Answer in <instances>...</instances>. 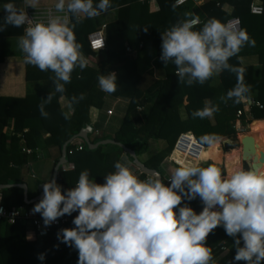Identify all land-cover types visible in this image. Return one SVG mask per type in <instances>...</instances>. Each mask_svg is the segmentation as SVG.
I'll return each mask as SVG.
<instances>
[{"label": "clouds", "instance_id": "obj_1", "mask_svg": "<svg viewBox=\"0 0 264 264\" xmlns=\"http://www.w3.org/2000/svg\"><path fill=\"white\" fill-rule=\"evenodd\" d=\"M37 4L38 0H25L28 7ZM111 7V0H99L95 6L93 0H67V4L57 0L55 4L58 12L89 19ZM2 8L4 24L26 25L18 40L25 63L54 73L55 91L64 93L73 72L88 66L69 17L32 23L14 3ZM198 24V19L186 15L166 29L161 35V61L165 66L171 62L179 83L187 86L204 85L223 70L232 71L237 82L226 96L235 104L247 103L251 89L244 82L246 69L239 54L245 46L254 47L255 40L246 30L217 18H209L199 29ZM233 57L238 58L239 66L229 63ZM116 81L115 72L97 77L100 90L108 94L117 90ZM51 99L49 94L45 103ZM83 99V94L69 99L68 111L62 112L66 120L71 118L73 104ZM38 107L46 117L43 103ZM218 111V106L205 104L191 115L206 119ZM218 139L205 134L199 142L211 147ZM113 168L103 183L90 179L89 172L83 170L75 186L66 191L55 179L43 183V197L32 209V213L41 214L45 226L78 213L73 219L75 227L57 233L61 242L78 251L77 264H212L207 237L218 226L233 238L235 261H264V171L260 168L241 167L224 176L221 168L212 164H183L175 168L168 184L158 173L141 179L121 160ZM196 197L203 203L199 213L181 206L183 199ZM39 258L43 260V254Z\"/></svg>", "mask_w": 264, "mask_h": 264}, {"label": "trees", "instance_id": "obj_2", "mask_svg": "<svg viewBox=\"0 0 264 264\" xmlns=\"http://www.w3.org/2000/svg\"><path fill=\"white\" fill-rule=\"evenodd\" d=\"M251 1L221 0L220 5L208 1L199 6L192 4L176 6L174 0H156V5L152 8L148 3L141 0H111L112 7L110 9H115L116 13L115 18L105 25L106 48L102 51L91 50L87 40V34L98 29L101 24L98 17L89 19L81 16L77 18L70 14L69 25L73 27L77 42L82 45L84 56L87 59H92V61L88 62V66L82 70L77 68L72 74L71 83L65 85V93L69 99L74 96L79 97L80 94L84 96L83 100L73 104L71 118L66 120L58 105L55 106V110L59 112L61 124L58 127L50 128V131H53V135L60 133L58 145L62 146L63 142L79 132L89 121L88 110L90 106L99 107L101 105L105 92L98 88L97 77L111 72H115L117 76V90L109 95L122 96L128 100L120 125L112 138L132 149L139 159L144 155L145 158L140 161L145 166L161 170V166L166 162L172 148L171 159L176 164H195L197 157H192L191 153L197 152L198 154H196L199 155L202 150L198 144L200 143L199 138L205 134H213L217 137L225 136L235 140L234 121L237 119V110L242 109L243 104H235L232 99L227 98L226 93L236 85V74L227 69L223 70L217 75L219 81L216 85H212L211 80L204 85L187 86L179 83L175 66L171 62L165 66L160 59L161 35L178 20H183L186 15L187 17L197 16L200 19V24L196 26L197 29L209 18H217L222 22H226L230 17L238 18L239 28L246 30L249 36L255 40L254 47L245 46L239 55L256 54L261 66V74L256 77L251 65H243L246 69L244 82L251 89L249 97L263 103L262 108L251 106L249 114L253 119L264 118V9L261 14L250 13L249 4ZM224 2L232 6L230 13L222 8ZM259 2L264 7V0H259ZM98 3L99 0H93L94 6ZM4 16L5 12L0 11V27L3 28L0 31V61L12 50L8 46L12 40L11 37L22 35L24 27L4 24ZM127 46L130 51L126 50ZM149 57L157 59L155 60L157 67L164 72L162 78H153L152 71L145 70ZM229 63L239 66L237 57L231 58ZM26 76L27 78L49 77L55 89V77L51 71L29 70ZM49 94L54 100L58 92L53 90L43 93L41 98L46 100ZM45 100L30 105L32 103L26 98L0 97V118L4 116L16 117V110L25 105L26 110L30 106H39L42 103L44 106L47 104V107H50L51 102L45 103ZM205 104L218 106L219 111L212 118H194L191 115L192 112L203 108ZM52 106L54 107V103ZM35 110L37 112L31 113V115L35 113L45 123L46 117L42 116L36 108ZM51 111L53 113L54 110ZM239 119L245 120L244 112ZM1 125L0 120V139L5 136L1 131ZM187 131L193 134L198 143L190 133H185ZM181 133H185V135L179 143L186 144L187 150H184L186 152H183L179 145L174 146ZM233 145H236V142ZM233 145L223 146V150L232 148ZM69 148H72V145L68 143L65 146L66 158L73 161L84 156H97L99 154L103 162H110L109 158L111 157L113 161L110 164L106 162L107 166H104L105 175L114 170L113 166L121 153V148L118 145H114L113 150L104 152H102L100 145L97 148H88L84 145L82 150L78 152L74 150L72 153L67 152ZM234 152H239V150L230 151L229 154ZM201 155L220 160L223 154L216 142L210 147L209 152L203 150ZM190 158L193 160H189ZM224 158L228 170L227 162H231V159H235V157L225 156ZM219 167L224 174L223 166ZM234 167L235 165L231 166L227 174ZM259 168L264 171V165H260ZM81 171L83 170L76 166L71 171L60 169L59 178L56 182L62 184L64 191H66L78 179V174ZM163 182L166 183V180ZM9 192L13 194V197L10 202H7L5 195ZM2 194L5 206H34L38 203L25 204L22 199L21 187L4 188ZM181 206L192 207L199 213L203 208V203L199 197L190 201L185 198L182 200ZM74 217L66 224L53 228L46 236H37L32 239H28L26 236L25 224L0 222V264H77L78 251L61 242L57 236L61 229L75 227L73 224ZM212 232L217 237L220 236L223 239L233 241V238L226 235L222 226H218ZM219 240L220 238H216L212 245L217 244ZM206 245L212 249V264H234L232 255L223 252L221 246L213 248L208 240ZM41 254L44 256L43 260L39 258Z\"/></svg>", "mask_w": 264, "mask_h": 264}, {"label": "crops", "instance_id": "obj_3", "mask_svg": "<svg viewBox=\"0 0 264 264\" xmlns=\"http://www.w3.org/2000/svg\"><path fill=\"white\" fill-rule=\"evenodd\" d=\"M254 1L259 2V0H254ZM8 2L14 3L18 8H22L23 10L28 8L30 11L38 14H44L46 10L50 9L52 11V15H56L60 17H64L65 15H67L69 17V23H70V13L58 12L56 10L55 4L57 3V0H38L37 7L35 8L26 6L25 0H0V11H3L2 6ZM66 4H67V0H66ZM222 8L227 13H230L232 11V6L227 2L223 3ZM115 13H116L115 9H109L106 13H101V15L98 16V19L100 20L101 24L102 23L106 24L115 18ZM232 18L233 17H230L229 19ZM98 29H95L94 31ZM90 33L87 34V38ZM20 36L11 37L12 40L8 43L9 44L8 46H10L12 50L9 55L5 56L4 59L0 61V97L20 98V99L26 98L30 103H32L30 105H35V103H39L41 100H45V98H41L43 97L42 95L43 93H48L55 89L53 88L52 82L49 79V77L27 78L26 74L29 70L37 71L39 69L37 67L25 63L24 53L20 50L18 44V40ZM240 57H242L243 59V65H251L253 68L254 75L256 77H259L261 74V66L258 62L257 55L245 54V55H241ZM87 60L88 62L92 61V59L89 58ZM155 60L157 59L153 57L151 58L149 57L145 70L152 71L153 78H162L164 76V72L162 71V69L157 67ZM218 81L219 78L216 75L211 79V84L216 85ZM68 101H69V96L65 92L58 93L57 97L54 100L51 99V106L47 107V104L44 106V111L47 113L45 123H43L40 116L35 115V113L31 115V113L37 112L35 108L40 112L38 106H30V108L26 110L25 109L26 105H25L20 109L16 110L17 111L16 117L4 116L0 118L2 124L1 131L5 135L2 137V139H0V184H10L7 187H13V186L21 187L19 185H13V183L25 184L27 198L36 199L32 203L39 202V200L42 199V198H38L40 194V191L38 189V184L52 180L55 167H57L55 180L59 178L60 169L63 171H71L74 170L76 166L81 168L82 170H87L90 174V179H93L98 183L104 182V176H105L104 166H107L106 162L108 161L103 162L99 154H97V156H89V157L84 156L82 158L76 159V161H73L71 159L66 158V149H65V159L63 160L61 159L62 148L64 147V145L66 146V144L68 143L71 144L75 152L80 151L74 147L77 143L82 144L83 147L85 145L84 141L81 138L76 137L74 134L68 140L63 142L62 146H59L58 140L60 139L58 138L60 136V133L58 134L54 133L53 135L52 134L53 131L52 132L50 131V128L58 127L59 124H61V121L59 120L60 118L59 112L55 110L56 104L58 105L61 112H66L68 111L66 107ZM127 102L128 100L125 97L122 96L114 97L105 93L103 96L102 103L99 107L96 106L89 107L88 110L89 121L86 124H89L91 126V132L88 134V139L90 140L91 143H96L97 141L106 138L114 140L112 138L113 134L120 125V122L122 120V117L124 115L127 106ZM52 103H54V107L52 106ZM52 109L54 110L53 113L51 111ZM108 110L110 111V113H107ZM26 113L28 114L25 116L24 114ZM244 113H245L244 121L246 122L249 131L243 134L251 135L253 130L252 128L253 125L259 122H260L259 123L260 127L262 128V130H264V118H255V119L251 118L249 111L245 110V107H244ZM242 121L243 120L241 119L235 120L234 127L237 126L241 127L240 124H242L241 123ZM185 133H190L193 136V134L190 131H187ZM185 133H181L180 135L183 136L185 135ZM243 134H241V136ZM103 136H107V137L104 138ZM193 138L197 142L194 136ZM218 138H219L217 141L218 147L221 153L223 154L220 160H215L210 157L201 155L203 150L209 152L210 147L204 146L197 142L202 147V150L197 156L196 158L197 161L195 164L200 167L209 164H212L217 167L223 166L224 174L222 175L227 176L230 175L229 173L227 174V172L230 170L231 166L230 163L227 162L229 165L227 171L224 157L228 155H232L233 153L229 154V150H231L230 148L228 151L223 150V146H225L223 141L228 138L225 136H221ZM99 145L101 147L102 152H104V151L113 150L114 145L117 144L112 142H104V143H98L92 148H97V146ZM172 150L169 156L167 157L166 162L161 166L162 169L158 170L162 176L163 181H165L167 177L172 175L176 167L180 166L171 159ZM238 150L240 151L241 154V149ZM137 158L139 159V157ZM140 158L144 159L145 156L142 155V157ZM109 160L110 162L113 161L111 157L109 158ZM117 160L126 162L132 168L129 159L127 158L122 148H121V153L119 154V158ZM189 160H193V158H190ZM110 162L108 163L110 164ZM261 165H264V163H261ZM241 167H245V169L247 170V165L242 161V158L240 159V163H239V168ZM134 170L137 172V174L140 175L141 179L147 178V175L140 172L139 169L134 168ZM143 174L144 176H142ZM77 180H75L73 184ZM59 185L61 186L62 191H64L62 184ZM72 185L70 186V188H72ZM4 188H0V203H3L2 189ZM21 188H22V199L24 201L23 196L25 191L23 187ZM5 196H6L5 200L7 202H10V200L13 197V194L9 192L6 193ZM28 233L29 232L26 231L27 238L32 239V237L29 236L30 234L28 235ZM216 238H220L219 242L215 245H212L213 242H215L214 240ZM207 240L210 246H212L213 248L217 246H221V250L225 253L227 252L230 253L234 259L236 249L233 241L226 240L225 238L223 239L220 236L217 237L216 235H214L213 232L209 234ZM241 246H243V244H241ZM234 264H247V262L234 260ZM261 264L264 263L261 262Z\"/></svg>", "mask_w": 264, "mask_h": 264}, {"label": "built area", "instance_id": "obj_4", "mask_svg": "<svg viewBox=\"0 0 264 264\" xmlns=\"http://www.w3.org/2000/svg\"><path fill=\"white\" fill-rule=\"evenodd\" d=\"M141 1L148 3L151 7L156 5V0H141ZM208 1H213L216 5L221 4V0H174V4L176 6H181L185 4H192L199 6ZM263 9H264L263 5L257 1L253 0L249 4V11L252 14H261L263 12ZM24 11L28 15L32 23H36V22L47 23L50 19L56 17V15H52V11L50 9L46 10L44 14H38L32 12L28 8L24 9ZM189 18H196L200 21V19L197 16H191ZM225 23H231L233 26L237 28H239V24H240L238 18L229 19ZM105 25H106L105 23H102L98 30L93 31L88 35L87 38L88 46L91 50L102 51L106 48V41L104 36ZM24 27H26V25ZM24 27H23V33H24ZM126 50L130 51V48L127 46ZM243 106L245 107V110L249 111L251 106L262 108L263 103L257 99H254L253 97H249L247 103H243ZM244 107H242V109L237 110L236 120H238L242 112H244ZM107 113H110V111L108 110ZM181 139H182V135L178 136V138L175 141V145H179L181 150L183 152H186L184 151L187 150L186 144L179 143ZM74 147L78 150L83 149V145L80 143L79 144L77 143ZM73 150L74 148H69L67 152L72 153ZM170 177L171 176L166 178L167 184L170 181ZM75 183L72 185V187L75 186ZM33 207L34 206H24V205L5 206L3 203H0V209H2V211H0V222H5L7 224L23 223L26 225L27 232H29L28 235L30 234L29 236L35 238L37 236L38 237L46 236L53 228L66 224L67 222L70 221L72 217L78 214L77 212H73L71 215H64L62 217H59L57 221H55L51 225L45 226L41 214L32 213ZM262 263H264V261H262Z\"/></svg>", "mask_w": 264, "mask_h": 264}, {"label": "water", "instance_id": "obj_5", "mask_svg": "<svg viewBox=\"0 0 264 264\" xmlns=\"http://www.w3.org/2000/svg\"><path fill=\"white\" fill-rule=\"evenodd\" d=\"M90 132H91V126L89 124H85L80 129V131L75 134V136L81 138L88 148H92L96 144L104 143V142H112V143L119 145L124 150V153L126 154L127 158L129 159V162L131 163V166L133 169L137 168L140 170V172H142L146 175L158 173L161 180L163 181L160 172L154 168H149V167L145 166L143 164V162H141L137 158L135 152L132 149L124 146L123 144H121L115 140L108 139V138L101 139V140L97 141L96 143H91L90 140L88 139V134ZM239 143H240V149H241V158H242V161L247 165V169L257 168V167L259 168L261 165L262 159L257 155L256 148H255L256 146H255V142L253 140V137L249 134H243L241 136V138L239 139ZM61 157H62L61 158L62 160L65 159V145L62 148V156ZM56 172H57V167L54 168L52 179L56 178ZM8 185H10V184H0V188L7 187ZM13 185H19V186L24 188L25 192H24L23 197H24V202L26 204H30L36 200V199H28L27 198L25 184H23V183H15L14 184L13 183ZM42 185H43V183L38 184V189L40 191L38 198L43 197Z\"/></svg>", "mask_w": 264, "mask_h": 264}, {"label": "rangeland", "instance_id": "obj_6", "mask_svg": "<svg viewBox=\"0 0 264 264\" xmlns=\"http://www.w3.org/2000/svg\"><path fill=\"white\" fill-rule=\"evenodd\" d=\"M153 7L154 6H152V8ZM241 123H242V124H240L241 127H239V126L235 127V130H236L235 138L236 139L232 140L231 138H228V139L224 140L223 143L225 144V146L233 145V143L236 142V145H233L232 148L240 149V143H239L240 136H241V134L246 133L247 131H249V128L247 127L246 122L242 121ZM232 148H230V149H232ZM228 150H229V148L226 149V151H228ZM239 154H240V151L239 152H234L232 155H228L227 156V157H230V158L231 157H235V159H231V162H228V163H230V166L235 165V167L229 172V174H231L233 171H235V170H237L239 168V163H240V159H241V154L240 155ZM243 168L245 169V167H243Z\"/></svg>", "mask_w": 264, "mask_h": 264}, {"label": "bare ground", "instance_id": "obj_7", "mask_svg": "<svg viewBox=\"0 0 264 264\" xmlns=\"http://www.w3.org/2000/svg\"><path fill=\"white\" fill-rule=\"evenodd\" d=\"M259 123H255L253 125L251 136L253 137V140L255 142V146H256L255 148H256L257 155L262 159L261 163H264V130H262ZM182 139H183V136H182ZM233 150H237V148H233L229 150V152ZM191 156L196 158L198 155L195 153H191Z\"/></svg>", "mask_w": 264, "mask_h": 264}]
</instances>
